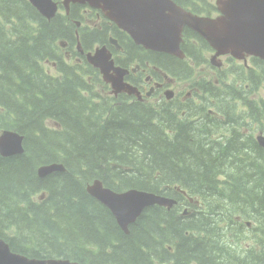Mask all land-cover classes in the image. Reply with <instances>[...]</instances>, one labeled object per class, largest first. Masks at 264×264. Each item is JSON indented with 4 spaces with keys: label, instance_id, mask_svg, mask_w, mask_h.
I'll return each mask as SVG.
<instances>
[{
    "label": "trees",
    "instance_id": "trees-1",
    "mask_svg": "<svg viewBox=\"0 0 264 264\" xmlns=\"http://www.w3.org/2000/svg\"><path fill=\"white\" fill-rule=\"evenodd\" d=\"M77 19L60 13L47 21L28 0H0V133L25 136L23 155L0 156V237L15 253L80 264H234L231 253L239 264H264V147L254 138L264 133V101L243 110L247 135L232 127L222 139L205 122L164 123L163 113L141 103L111 97L93 108L97 71L68 65L58 43H76L78 32L88 52L106 32L78 30ZM134 51L144 60L145 51ZM171 66L191 72L183 62ZM58 162L66 172L38 176L41 165ZM94 180L116 192L180 196V214L150 207L127 235L85 191ZM243 221L254 227L242 232L251 238L242 248L244 240L232 245L225 237L243 231Z\"/></svg>",
    "mask_w": 264,
    "mask_h": 264
},
{
    "label": "water",
    "instance_id": "water-1",
    "mask_svg": "<svg viewBox=\"0 0 264 264\" xmlns=\"http://www.w3.org/2000/svg\"><path fill=\"white\" fill-rule=\"evenodd\" d=\"M29 1L42 16L48 19L55 16L57 6L52 0ZM100 1L111 6L110 19L118 24L120 29L132 34L135 41L146 49L176 53L177 46L181 42V31L187 24L204 36L213 47L220 49V53L230 51L222 41V22L225 20L201 21L204 26L193 24L190 14L170 0H67V3L88 2L92 7L98 8ZM218 7L228 20L234 22L235 32L244 41L248 40L251 43L250 54L254 55L256 52L264 54V0H234L233 2L220 0ZM169 37H172V40ZM92 64L100 68L106 79L111 78L110 68L105 67V64H101L98 59ZM114 82L112 80V83ZM23 153L24 137L17 132H3L0 136V154L3 157H12ZM57 171L63 173L65 167L59 163L44 165L38 169V174L44 179ZM87 192L110 210L119 227L126 234H129V227L135 224L147 208L154 205L171 207L174 204L172 199L166 200L160 195L145 191L133 189L117 193L105 188L99 180L88 185ZM0 264L78 263L70 260L29 259L13 253L9 245L0 239Z\"/></svg>",
    "mask_w": 264,
    "mask_h": 264
},
{
    "label": "flooded vegetation",
    "instance_id": "flooded-vegetation-1",
    "mask_svg": "<svg viewBox=\"0 0 264 264\" xmlns=\"http://www.w3.org/2000/svg\"><path fill=\"white\" fill-rule=\"evenodd\" d=\"M174 1L177 2L176 0ZM182 2L183 4H181ZM216 2L217 0H178L177 3L194 14L216 18L218 17ZM110 7L103 1H100L98 4L99 9H92L88 5L71 2L70 15L75 14L79 18V22L85 25L82 29L83 31L88 30L91 33L93 31L106 32V36L100 37L98 41L93 42V51L98 52L101 46L103 49L108 50L107 53L111 58H114V62L118 67L128 70L129 74L126 76V81L137 87L136 89L140 93L137 98L142 104L152 105V103H155L156 105L159 100L168 96L177 101L183 92V87L180 92L172 89L175 86L181 85V81L183 80L176 78L177 71L173 72L174 68L171 66V63L177 61L183 62L184 59H180V57L166 58L162 56L164 55L162 53L149 51L143 46L138 45L128 32L120 30L118 24L110 19L109 15L112 13L110 12ZM135 48H139L151 55L155 59L156 64H151L145 54L143 55L145 61L140 59L134 51ZM190 58L191 56L187 53L186 59ZM81 60L85 64L90 65L91 57L83 56ZM169 75H172V77ZM148 89L149 91H147ZM131 95L128 94L129 97ZM176 199L181 201L178 197Z\"/></svg>",
    "mask_w": 264,
    "mask_h": 264
},
{
    "label": "rangeland",
    "instance_id": "rangeland-1",
    "mask_svg": "<svg viewBox=\"0 0 264 264\" xmlns=\"http://www.w3.org/2000/svg\"><path fill=\"white\" fill-rule=\"evenodd\" d=\"M60 1L63 2V0H60ZM213 3H215V1H213ZM60 51L62 53H65V51H63V49L61 50V48H60ZM208 58L210 59L211 56H208ZM222 62H226V59H223ZM227 67H228V63L222 64V67L220 69H218L219 71H214L210 66L209 67L204 66V67L199 68V69H198V67L193 68V69L189 68L191 70V74H195V75L193 78L189 79V81H184V82H186L185 84H192L193 82L197 81L198 79H205L207 81V83L215 84V81H216L219 73L224 71ZM48 70H49V72L52 73L50 66H48ZM183 72L184 71L182 70L181 76L183 78L189 76L188 72L187 73L186 72L183 73ZM100 78H101L103 83L100 84L98 87H96V89L94 90L95 96H93V97L91 96V100H90V104H93V108L97 107L105 99L108 101L110 99V96H111L110 95L111 91L107 88V84L103 81L101 75H100ZM231 82H232L231 78L224 77L223 81L220 82L219 85L222 84L224 87H226L227 90H230L231 89ZM147 91H149V89ZM185 91H186V89H185ZM195 94H196V92L193 90V88L189 87L188 90L186 91V95L188 96L187 99L192 100L193 104H191V106L189 108H184L183 110L176 112V118L175 119L177 122L182 124V123L187 122L190 117L196 116L197 122H204L205 121L210 125V127H212L218 119L220 121L224 120V118H219L217 115L218 113H224V112H221V110H218L216 108L218 103L214 104V102H213V100H217V97H215L214 95H209L208 97L205 98L204 96H201V95L197 96ZM262 94H263L262 89L258 88L255 96L252 98V102L256 103V101H258V99L260 98V96H262ZM88 96H90V95H88ZM202 100H204V101H202ZM163 103L172 104L173 106L178 105V104L174 103L173 99H171V100L165 99L163 101ZM242 105L243 104H240V106H242ZM229 110H230V116L228 118V124L235 129H240L242 127V120L241 119L244 117L243 112H241L236 105H229ZM183 112L185 114H183ZM211 133H212V136L215 138L218 136V131L215 127L212 128ZM256 137L264 139V133L261 131H258L256 133ZM177 213L179 215L180 208L178 209ZM245 223H248V222L243 221V224L245 225V228L243 229V231L237 230V231H234L231 234H229L227 237H225L228 239V241L230 243H232V245H237V243L244 240V238L242 236V232L247 233V234L251 233V232H248V230L252 231V229L249 228ZM252 224L253 223H250L251 227H253ZM250 239H251L250 235L246 236L245 240L241 243V246L243 247L246 243H248L250 241Z\"/></svg>",
    "mask_w": 264,
    "mask_h": 264
},
{
    "label": "bare ground",
    "instance_id": "bare-ground-1",
    "mask_svg": "<svg viewBox=\"0 0 264 264\" xmlns=\"http://www.w3.org/2000/svg\"><path fill=\"white\" fill-rule=\"evenodd\" d=\"M198 34V33H197ZM200 37H202L200 34H198ZM203 38V37H202ZM196 42H198L199 43V41H197V40H195ZM199 44H202L201 42L199 43ZM184 47H186L184 44H180V45H178L177 46V49H176V55L178 56V57H180V58H184V59H186L187 58V53L188 52H186L185 50H184ZM141 55H143V54H145L147 57H148V54L146 53V52H141L140 53ZM188 55L189 56H191L189 53H188ZM192 57V56H191ZM151 62V61H150ZM151 64H154L153 62H151ZM3 97V96H2ZM127 99H129L128 97H127ZM133 103H141V101L140 100H138V101H135V102H133ZM142 104V103H141ZM144 105V104H143ZM145 106H151L152 107V105H145ZM153 108V107H152ZM16 110H18L17 109V107L15 108ZM21 111H22V109H20ZM161 120H162V122H164V123H168L170 120H169V118L168 117H166V116H162L161 117ZM169 120V121H168ZM183 125V124H182ZM251 143V142H250ZM254 146V145H253ZM131 158V157H130ZM127 161V160H126ZM98 163V162H97ZM102 163V162H101ZM174 163V162H173ZM100 164V163H99ZM134 164V163H133ZM44 166V165H43ZM109 168V167H108ZM160 168V167H159ZM214 172V171H213ZM55 173H61V172H53V173H51V175H53V174H55ZM114 173V172H113ZM90 175V174H89ZM111 175V174H110ZM115 175V174H114ZM216 175V174H215ZM140 176V175H139ZM144 176V175H143ZM73 177H75V176H73ZM114 177V176H113ZM137 177V176H136ZM78 178V177H77ZM115 178V177H114ZM45 179V178H44ZM86 179V178H85ZM104 179V178H103ZM145 181H146V178H145ZM81 182V181H80ZM88 182H90L89 180H88ZM113 182V181H112ZM139 182V181H138ZM123 183V182H122ZM148 183H150L151 184V181L150 182H148ZM85 184H88L87 182H85ZM141 184V183H140ZM147 184V183H146ZM134 185V184H133ZM137 185V184H136ZM82 186V185H81ZM132 187V186H131ZM141 187V186H140ZM147 189H148V187H147ZM150 189V188H149ZM154 189V188H153ZM152 189V190H153ZM38 190V189H37ZM130 190H133V189H130ZM134 190H137V189H134ZM86 191V190H85ZM151 190H148L147 192H149V193H152V192H150ZM159 192V191H158ZM87 193V192H86ZM162 198H164V199H166V200H171V195L169 196V195H165V194H159ZM90 196V195H89ZM178 198L181 200V201H178L176 198H174L173 199V201H174V204L172 205V208L170 209V210H172V209H176L177 211H178V209H179V205L181 204V202H182V200H183V198L182 197H180V196H178ZM195 199V198H194ZM202 199V198H201ZM32 202V201H31ZM43 202V201H42ZM179 202H180V204H179ZM208 205V204H207ZM153 207V206H152ZM100 208V207H99ZM203 208V207H202ZM160 209V208H159ZM96 210H97V208H96ZM175 210V211H176ZM207 210V209H206ZM199 212V211H198ZM180 214V213H179ZM176 215H178V213L176 212ZM179 216V215H178ZM139 222V221H138ZM174 223V222H173ZM216 223V222H215ZM118 226V225H117ZM149 226V225H148ZM132 227V226H131ZM181 228V227H180ZM122 230V229H121ZM178 230V229H177ZM123 231V230H122ZM181 231V230H180ZM232 231V230H231ZM124 232V231H123ZM138 232H140V231H138ZM228 232V231H227ZM220 233V232H219ZM200 234V233H199ZM221 235V234H220ZM169 237V236H168ZM172 238V237H171ZM175 238V237H174ZM0 239H2L1 237H0ZM136 239V238H135ZM175 239H177V238H175ZM174 239V240H175ZM164 241H167V240H164ZM167 242H170L171 243V241H167ZM164 243V242H163ZM176 243V242H175ZM179 244V243H178ZM232 244V243H231ZM173 246H175V245H173ZM243 248V247H242ZM149 249V248H148ZM17 254H19V255H21V256H24V257H27V258H29V259H36V258H31V257H28V256H26V255H23V254H20V253H17ZM224 255V254H223ZM236 255V257L235 258H233V253H231L230 254V257H231V259L233 260V263L234 264H239L238 263V257H239V255L237 256V254H235ZM42 260H70V259H63V258H49V259H42ZM240 260H241V258H240ZM72 261V260H71ZM73 262H75V263H78V264H80L79 262H76V261H73Z\"/></svg>",
    "mask_w": 264,
    "mask_h": 264
}]
</instances>
